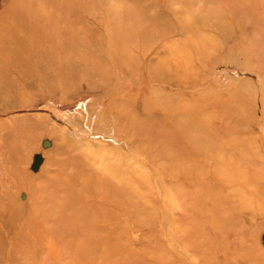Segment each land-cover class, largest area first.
<instances>
[{
    "label": "rangeland",
    "instance_id": "rangeland-1",
    "mask_svg": "<svg viewBox=\"0 0 264 264\" xmlns=\"http://www.w3.org/2000/svg\"><path fill=\"white\" fill-rule=\"evenodd\" d=\"M0 264H264V0H0Z\"/></svg>",
    "mask_w": 264,
    "mask_h": 264
},
{
    "label": "bare ground",
    "instance_id": "bare-ground-1",
    "mask_svg": "<svg viewBox=\"0 0 264 264\" xmlns=\"http://www.w3.org/2000/svg\"><path fill=\"white\" fill-rule=\"evenodd\" d=\"M69 1H74V0H69ZM31 24L33 25V22H30V23H27V22H24L23 21V19L22 20H19V21H15V26L13 27V28H11V30H8V32H9V34L11 35V34H13V33H17L18 31H23V30H25V32H26V35L29 37V36H32V35H34V31H33V33L31 32ZM48 27V26H47ZM7 31V30H6ZM55 35L57 36L58 35V37H60V36H62V35H60L59 36V34L57 33V31L55 32ZM12 36V35H11ZM34 37V36H33ZM48 40V39H47ZM62 41V40H61ZM58 49H60V48H58ZM35 159V158H34ZM35 162V161H34ZM33 162V163H34ZM10 166V165H9ZM7 170V169H6ZM39 172V171H38ZM103 186H106V191H107V189H108V185L106 184V185H103ZM107 193V192H106Z\"/></svg>",
    "mask_w": 264,
    "mask_h": 264
}]
</instances>
